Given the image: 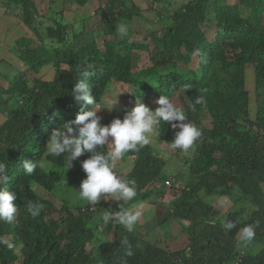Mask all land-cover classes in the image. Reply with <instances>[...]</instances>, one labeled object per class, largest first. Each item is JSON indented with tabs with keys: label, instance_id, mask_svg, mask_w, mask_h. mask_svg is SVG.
<instances>
[{
	"label": "trees",
	"instance_id": "obj_1",
	"mask_svg": "<svg viewBox=\"0 0 264 264\" xmlns=\"http://www.w3.org/2000/svg\"><path fill=\"white\" fill-rule=\"evenodd\" d=\"M9 1L20 6L22 22L40 37L34 24L37 12L34 1ZM127 1L106 0L101 9L104 32L114 34L113 40L104 41V48L93 38L78 49L66 46V29L60 19L54 21V26H47L44 34L51 39L52 47L40 45L31 49L28 40L17 42L24 46L19 50V65L35 72L52 63L56 70L50 81L34 79L28 86L23 76L26 70L17 67L13 68L12 79L4 73L10 87L3 89L0 84V103L12 97L3 96L9 90L25 101V106L8 111L0 124V160L8 162V182L0 187L16 193L14 203L18 207L14 221H0V239L13 245L8 248L0 244V264H122L125 259L127 264H223L234 261L236 256L235 264H264V245L256 252L241 251L239 261L240 252L235 254L240 245L239 229L249 223L260 221L254 242L264 240V106L258 105L256 117L251 119L244 88L247 65L253 68L256 85L264 86V0H236L224 5L215 0H184L180 7L162 15L170 20L162 32L150 31L143 40H134L130 29L128 37L115 35L114 23L131 20L137 11L136 5L130 2L128 6ZM209 29L212 36L206 34ZM134 50L147 54L148 62L139 69L134 67ZM190 61L194 64L185 67ZM82 70L92 72L89 83L97 105L110 81L131 86L126 97L132 102L158 99L159 95L171 98L179 90L184 93L187 122L202 130L201 139L185 158L188 170L175 173L171 180L172 184L181 176L185 180L181 188L173 190L179 192L169 205L171 215L187 223L189 242L185 248L166 250L133 231L128 232L117 222L110 225L111 240L96 241L100 235L98 227L89 224L96 210L81 211L80 206L74 211L66 202L58 209L37 193L36 187L53 192L68 180L71 184L78 175L86 177L81 163L90 154L73 161L68 169L65 157L46 156L45 148L54 128L74 119L82 107L85 110L91 107L71 95ZM199 96L206 103L197 104L192 110L189 104ZM203 110L210 116L209 127L200 120ZM174 138L171 125L161 122L157 139L171 145ZM125 155L133 157L131 170L124 177L135 182L134 202L144 201L156 190L147 186L166 177V163L152 152L150 145ZM24 159L33 162L47 159L50 163L45 170L37 168L28 176L22 167ZM206 193L225 196L231 207L245 201L251 210L225 233L221 220L227 215L226 219L235 222L232 219L235 213L230 209L217 219L211 217L213 207L206 200ZM29 203L43 204L39 216L30 214ZM105 204L101 200L97 206ZM53 213H58V217L50 216ZM125 238L134 252L127 258L121 244ZM94 244L95 251L90 248L88 252V246Z\"/></svg>",
	"mask_w": 264,
	"mask_h": 264
},
{
	"label": "rangeland",
	"instance_id": "obj_2",
	"mask_svg": "<svg viewBox=\"0 0 264 264\" xmlns=\"http://www.w3.org/2000/svg\"><path fill=\"white\" fill-rule=\"evenodd\" d=\"M36 5V15L34 17V24L39 32L40 37H38L35 32L25 26L21 20V8L18 4L13 2H8V0H0V3H9L10 13L12 17L11 27L9 29L10 33L6 40H0V84H2L3 89L10 87V82L8 79H12L14 76L13 68H17L20 64L19 50L23 49L24 46L17 44L19 39L22 41L28 40V46L31 49H36L40 45H47L52 47L50 41L51 39H46L44 37L47 26H54V21L60 19L65 26L64 38L66 39L68 45H74L78 49L85 44L90 38L96 39L98 46L104 48V41L113 40L114 34H109L104 32L105 19L103 18L102 8L106 5V0H86L85 3L81 0H33ZM214 1V0H213ZM218 5L233 4L236 0H215ZM133 2L137 11L132 14L131 20L120 19L114 23L115 29L120 23H127L129 29L131 30L132 38L134 40H143L145 36L148 35L150 31L162 32L166 23L168 24L170 20H166L165 15L168 12L174 11L180 5L185 2L184 0H128L127 4L130 5ZM0 27H4L3 24ZM9 28V27H8ZM17 35L13 39L14 35ZM206 34L212 36V29L206 30ZM13 35V36H12ZM115 35L118 38L120 35L117 30ZM147 41V39L145 40ZM22 44V43H20ZM138 50L133 51V62L134 67L139 69L142 64L148 62L147 54ZM144 53V54H143ZM8 60V61H7ZM7 62H10L7 64ZM196 62V61H195ZM193 61L185 64V67L192 66ZM21 70H26L24 68ZM66 68V65H63ZM55 66L52 63H47L42 65L35 72L32 70H26L24 73V83L31 86L34 79H41L50 81L54 77ZM8 74L10 78H4L5 74ZM253 68L251 65H247L244 71V88L247 93L248 100V112L251 119L256 117V109L258 105L264 106V86L258 87L254 81ZM225 78V75H224ZM132 87L129 85L122 84L120 82L110 81L107 90L101 98V102L97 105L102 107L98 111V115L101 117V124L108 125L113 119L119 118L123 119L124 114L131 110L135 106V102L130 101L126 95L130 93ZM6 98L8 95H12L11 98L7 99V102L0 103V124H2L6 119V113L20 106H25V101L22 96L13 92H5ZM183 96L184 93L179 90L170 98L173 103L181 107L183 106ZM111 110L103 109L110 108ZM157 98L151 97L146 98L142 101L151 110H155L158 107L156 103ZM185 112V111H184ZM200 120L205 127L210 126V116L206 110L200 113ZM175 123V122H173ZM59 127V126H58ZM179 129H173L172 132L176 134ZM152 147V152L165 161V175L164 179L159 182H154L147 187L149 189L156 188L154 192H151L146 200L129 201L123 203V201H105L104 206H96V211L89 220V224L98 227L99 238H95L96 241L103 239L111 240L113 237V229L111 228V223L116 222L110 219L109 222L104 223L101 217L105 210H110L115 213L120 210L119 206H122V210H140L142 212L141 217L138 219L133 232L136 235L143 237L145 240L152 244L165 248L166 250H176L180 248H185L188 245V235L185 231L187 223L180 222L176 220L171 215V210L169 205L173 203L176 199L178 192L173 191L174 189L181 188L184 184L183 176L177 178L175 184H172L173 177L177 172H186L188 169V164H185V158L189 157L192 151L185 153L180 149H173L171 145H166L157 139V135L152 138V143L149 144ZM81 160L82 158H77ZM133 165V157H128L125 155L122 159L116 161V172L125 176ZM86 178L84 176L78 175L75 180L70 184L69 180L66 181L62 186L59 185L55 191L48 192L42 187H36V191L39 195L45 197L51 201L58 209L63 205L64 202L74 211L76 208L83 207L87 205L86 202L81 201L78 194L75 192L79 190L81 181ZM170 181L166 184V180ZM172 186V187H171ZM263 191H264V185ZM206 200L212 205L213 210L211 217L217 219L221 215L227 214L231 209V213H235L232 217L234 221L244 217L246 218L251 210L249 204L245 201L240 202L238 205L231 207L232 203L225 196H217L214 194L206 193L204 194ZM54 218L58 217V213H53ZM104 233V234H103ZM98 234V233H97ZM224 237V236H223ZM239 240V233L237 236ZM239 246L235 250V254L243 251L247 253L249 251L256 252V249H260L264 245V240L254 242L249 248L243 245L239 241ZM95 245V246H94ZM88 246L87 251L90 248L95 251L96 244ZM92 250V251H93ZM237 257V256H236ZM236 257L234 261L226 262L223 264H235Z\"/></svg>",
	"mask_w": 264,
	"mask_h": 264
},
{
	"label": "clouds",
	"instance_id": "obj_3",
	"mask_svg": "<svg viewBox=\"0 0 264 264\" xmlns=\"http://www.w3.org/2000/svg\"><path fill=\"white\" fill-rule=\"evenodd\" d=\"M116 30L120 37L129 35L127 23H120ZM24 68L27 69V66ZM80 76L81 78L75 83L71 95L77 102L91 107L87 110L82 107L74 119L54 128L45 148L46 156L65 157L68 169L73 166V161L77 158L86 153L90 154L89 158L81 163L86 178L81 181L79 190H75V192L81 201L89 205L88 207L83 206L81 211L87 208L92 212L96 210V206L101 200L127 203L136 198L135 182L116 172V161L122 159L126 153L138 152L152 143V138L157 135L161 122H167L173 129H179L171 142V147L185 153L194 150L195 144L202 137V130L195 124L187 122L184 110L173 103L167 95H159L156 101L158 107L155 110H151L140 99H136L135 106L124 114L122 120L115 118L108 125H102L101 117L97 114L102 107L97 106V100L89 83L92 72L82 70ZM115 103L116 101L111 104L110 108L103 109L111 110ZM205 103V98L199 96L194 103L189 104V108L195 110V105ZM49 163L47 159H41L38 162L24 159L22 167L25 175L31 176L37 168L45 170ZM7 172L8 162L0 160V184H7ZM15 199L14 191L8 190L7 187H0V221L11 223L15 220L18 214V207L14 203ZM90 206H93V210H89ZM43 207V204L29 203L28 211L33 217H36L40 215ZM141 215L140 210H122L120 208L115 213L105 210L101 219L104 223L109 222L110 219L115 220L128 232H132ZM226 216L221 220V225L225 233H228L237 226L239 221L233 222L226 219ZM259 227V220L241 227L239 229L240 242L245 246L252 245ZM0 244H5L8 248L13 247L12 243L2 239H0ZM121 244L124 248L125 258L134 255L132 245L127 238L121 241ZM122 264H127L126 259Z\"/></svg>",
	"mask_w": 264,
	"mask_h": 264
},
{
	"label": "crops",
	"instance_id": "obj_4",
	"mask_svg": "<svg viewBox=\"0 0 264 264\" xmlns=\"http://www.w3.org/2000/svg\"><path fill=\"white\" fill-rule=\"evenodd\" d=\"M10 13V5L9 3H0V25L3 24V28L0 27V40H6L9 36L10 33L9 29L11 27V20H12V16ZM9 27V28H8ZM14 35V34H13ZM12 35V36H13ZM17 35L13 36V39H15ZM22 65H18V67L20 68Z\"/></svg>",
	"mask_w": 264,
	"mask_h": 264
},
{
	"label": "built area",
	"instance_id": "obj_5",
	"mask_svg": "<svg viewBox=\"0 0 264 264\" xmlns=\"http://www.w3.org/2000/svg\"><path fill=\"white\" fill-rule=\"evenodd\" d=\"M166 184H169V181H166ZM89 210H93V206H90ZM242 254H243L242 252L239 254L237 261L240 260V257L242 256Z\"/></svg>",
	"mask_w": 264,
	"mask_h": 264
}]
</instances>
